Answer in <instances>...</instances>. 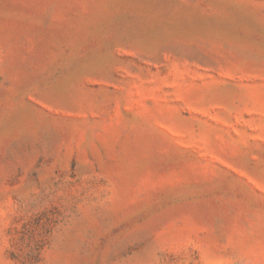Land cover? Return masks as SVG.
I'll list each match as a JSON object with an SVG mask.
<instances>
[{"label":"rangeland","instance_id":"rangeland-1","mask_svg":"<svg viewBox=\"0 0 264 264\" xmlns=\"http://www.w3.org/2000/svg\"><path fill=\"white\" fill-rule=\"evenodd\" d=\"M0 264H264V0H0Z\"/></svg>","mask_w":264,"mask_h":264}]
</instances>
